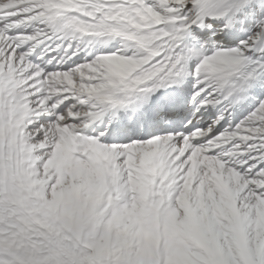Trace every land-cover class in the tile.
Masks as SVG:
<instances>
[{
  "label": "snow or ice",
  "instance_id": "snow-or-ice-1",
  "mask_svg": "<svg viewBox=\"0 0 264 264\" xmlns=\"http://www.w3.org/2000/svg\"><path fill=\"white\" fill-rule=\"evenodd\" d=\"M0 264H264V0H0Z\"/></svg>",
  "mask_w": 264,
  "mask_h": 264
}]
</instances>
